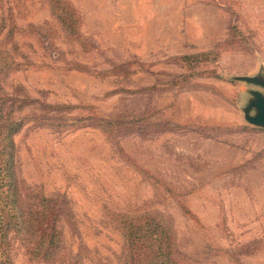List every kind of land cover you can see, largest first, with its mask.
<instances>
[{"label":"rangeland","instance_id":"1","mask_svg":"<svg viewBox=\"0 0 264 264\" xmlns=\"http://www.w3.org/2000/svg\"><path fill=\"white\" fill-rule=\"evenodd\" d=\"M67 1L76 37L48 0H0L16 173L68 201L65 242L117 264L115 219L152 213L169 218L181 264H264V129L241 111L263 89L234 79L264 73V0ZM0 259L56 264L13 237Z\"/></svg>","mask_w":264,"mask_h":264},{"label":"trees","instance_id":"2","mask_svg":"<svg viewBox=\"0 0 264 264\" xmlns=\"http://www.w3.org/2000/svg\"><path fill=\"white\" fill-rule=\"evenodd\" d=\"M50 13L69 36L76 37L79 17L67 0H48ZM204 53L185 55L183 59L203 60ZM12 55L0 46V82L15 67ZM10 101L0 83V251L6 255L10 238L17 239L26 253L47 263L105 264L81 242L72 249L64 240L65 230L76 233V220L68 201L49 197L18 177L15 169L13 135L21 119L13 116L21 105ZM106 130L114 123L95 118ZM122 239L117 264H181L169 218L152 213L121 215L115 219ZM0 264H10L0 259Z\"/></svg>","mask_w":264,"mask_h":264},{"label":"water","instance_id":"3","mask_svg":"<svg viewBox=\"0 0 264 264\" xmlns=\"http://www.w3.org/2000/svg\"><path fill=\"white\" fill-rule=\"evenodd\" d=\"M234 79L257 85L263 89L248 90L249 97L245 105L242 107V117L246 123L264 129V73L254 75H239Z\"/></svg>","mask_w":264,"mask_h":264}]
</instances>
